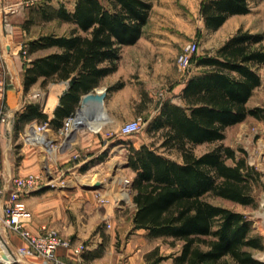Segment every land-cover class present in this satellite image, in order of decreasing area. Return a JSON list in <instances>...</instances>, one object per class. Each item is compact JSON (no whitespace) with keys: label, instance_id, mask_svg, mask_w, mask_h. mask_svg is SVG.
Instances as JSON below:
<instances>
[{"label":"trees","instance_id":"trees-1","mask_svg":"<svg viewBox=\"0 0 264 264\" xmlns=\"http://www.w3.org/2000/svg\"><path fill=\"white\" fill-rule=\"evenodd\" d=\"M153 0H76L72 10L43 4L31 12L24 25L35 20H60L72 25L68 33H44L27 42L28 54L51 50L25 66L24 90L41 82L73 80L60 96L55 115L49 118L42 105L31 101L17 111L16 133L36 120L59 130L64 119L96 88L103 76L117 70L122 48L143 35L153 10ZM250 0H204L202 16L208 29L217 30L232 15L251 12ZM264 32L240 28L217 47L214 55L197 60L199 72L181 91L182 103L166 99L149 121V132L161 137L160 147L178 151L174 159L154 144L130 145L128 166L133 178L136 212L134 229L148 238H161L180 250L162 255L160 246L146 254V264H264L256 257L264 251V236L244 212L220 205L211 197L257 206L256 187L262 172L222 141L226 130L248 116L264 118V107L247 105L263 83ZM124 85L117 83L109 89ZM108 89V90H109ZM221 142L197 154L196 145ZM243 152H246L243 150ZM97 255L99 253H96Z\"/></svg>","mask_w":264,"mask_h":264},{"label":"crops","instance_id":"crops-1","mask_svg":"<svg viewBox=\"0 0 264 264\" xmlns=\"http://www.w3.org/2000/svg\"><path fill=\"white\" fill-rule=\"evenodd\" d=\"M34 2L35 0H0V48L3 54L5 69L7 70V81L9 83L5 95L0 97V109L6 106L16 113L17 111L23 110L27 105L26 103H28L27 101L23 102V95L26 93L23 83L25 66H29L34 58L43 56L51 51H39L28 56H25L22 52L30 39L38 37L33 34L32 28L28 30L24 25L25 21L29 18L30 8ZM6 21L13 25V33L11 36L8 34ZM144 33L136 43L126 45L122 48V56L117 63V70L103 76L100 84L92 90L94 92L107 91L104 107L100 110L97 108L96 110L91 107H83L82 100L85 97V94H83L75 110L77 112L82 109L86 112H82V115L86 117L88 125L75 129L70 140V148L67 147L66 150L59 149L50 151L44 145L26 140L24 132L28 128V125H26L21 133L19 131L18 134L16 133V128L10 126L9 123L1 125L0 167L4 172L5 184L9 185L11 175H27L33 172H55L56 162L53 159L55 152L64 154L67 163L73 161L72 159L76 155H79L80 159L76 160L75 164L68 168V171L70 169L72 171L73 168L76 169L81 164L91 161H97L96 165L98 163L99 165L103 164L104 160H99V157L105 155L107 149L115 146L113 144L116 142L113 138H110V134H107V132L111 128L119 127L124 122L141 116L150 109L149 101L152 100V97L147 93L149 91H157L161 87H164V90L168 94L164 95L163 93L160 103L161 106L164 100L172 99L170 97L177 90L178 96L176 98L180 101L176 102L182 103L181 91L189 81V77L197 72L190 73L184 82H180L179 80L171 81L172 74L168 71H163L165 69H163L162 62L161 37H148L144 36ZM263 70L264 67L261 68L260 72L264 81ZM69 82L70 80L50 81L45 87L39 82L31 88L34 91H38L39 88L46 90L47 98L44 111L49 114V118L54 117V110L60 104V95L68 91L71 86ZM119 82H124V85L109 89L116 86ZM57 91H59L58 96H60L58 102L53 109H49V102ZM94 106L97 107V105ZM160 106L159 111L161 109ZM104 109L106 114L102 113ZM49 134L53 137L54 142L61 145L63 139L59 137L57 130L52 126ZM133 141V146L140 147L142 145V143ZM117 144L131 145V143L121 138L117 140ZM125 165L128 166V158L126 159ZM128 167L130 168V166ZM77 171L79 169L75 172ZM135 174L136 172L133 170L129 173L116 174L115 179L112 180L114 184L112 183L106 189V193L103 194L110 198V202L106 203V205H100L97 200L95 203H84L83 198L77 195L80 194L79 191H77V196L67 195L65 190L50 188L34 191L33 194L26 197L28 206L34 214L33 220L28 224V227L33 233H36L40 231L42 225L50 224L57 228H62L63 233L75 236L78 242L80 240L86 241L88 243V249L83 255H77L71 248L67 247L58 250V254L72 264H146V254L156 247H151V240L161 238H148L147 231L144 229H134L133 222L132 227L135 234L127 237V233L124 232L122 225L119 226L118 231L113 230L111 232V229L115 228L114 221L121 220L118 218L119 213L125 211L127 206L133 209L134 218L137 210L136 203L134 200H126L127 196L123 192L121 177H129L133 180ZM67 176L70 175L66 174ZM131 194L134 195L133 187L128 195L131 196ZM118 200H120L119 204H117ZM83 204L86 211H92L93 206L97 208L91 218H88L84 212L80 211ZM72 209L74 213H69L68 210ZM85 219L93 220L95 225L91 227L90 223H84ZM103 220L106 223H110L111 226H109L110 231L102 234L98 224ZM10 237L15 245L21 246L26 244V241L16 234H11ZM119 239H123L121 249H117V241ZM96 253L99 254L97 255ZM256 257L264 262L257 255ZM32 260L34 262L38 261L37 258H33ZM171 261L172 259H168L163 264H171Z\"/></svg>","mask_w":264,"mask_h":264},{"label":"rangeland","instance_id":"rangeland-1","mask_svg":"<svg viewBox=\"0 0 264 264\" xmlns=\"http://www.w3.org/2000/svg\"><path fill=\"white\" fill-rule=\"evenodd\" d=\"M75 1L76 0H35L33 6L30 8V13L32 11L35 12L37 7L43 4H53L54 6H57L61 2H63L68 9L72 10ZM203 1L204 0H153L154 8L148 20L149 22L145 26L144 36L161 37L160 43L163 54L162 62L163 69H165L163 71H168L172 74L171 81L179 80L180 82H184L190 73L199 72L200 69L196 63L197 60L204 55H214L217 51V47L229 40L231 36L234 35L240 28L249 29L254 33L264 32V0H250V4L252 6L251 12L246 13L245 15H232L229 20L217 30L208 29L205 25V20H203L202 16ZM33 17L35 20L32 22L31 28L33 34L36 36L51 32L60 34L68 33L72 27L71 24L60 20L42 21L36 15H33ZM190 42H197L199 45V51L195 55L196 60H194L192 69L185 71L180 68L177 58ZM258 46L264 47V41ZM262 72L264 74V70ZM16 81L18 82V80ZM35 91L31 89L29 92H26L23 95V102H38L45 110L47 98L46 90L39 88L38 91L45 92V95L41 98L34 96ZM147 93L151 95L152 100L149 101L150 109L141 115V123H143L142 130L127 136L120 133L122 125L111 128L107 134H110V138H113L116 141L113 144L115 146L112 148L109 147L106 154L99 157V160H104V163L100 165L99 163L96 165L97 161H91L89 163L86 162L81 164L76 169L73 168L72 171H70L71 169L68 171V168L74 165L76 160L80 159L79 155H76L74 159H72L73 161H69V163H67L65 161L66 158L64 154L55 152L53 159L56 162V171L50 174V176H52V178L60 177L63 173L70 176L66 177V180H68L66 184H62L57 181L59 182L57 187L50 186L48 188L65 190L67 195L81 196L84 203H95L98 197L97 195L99 193H106V189L112 185V180L115 179L117 173H129L132 171L131 168L125 165L130 146L123 144L118 145L117 140H119V138L131 143L132 145L134 142L133 140L142 144H154V147L162 153H165L174 159H180L181 155L178 151H167L163 147L161 148V137L153 136L148 130L150 125L149 121L152 117L159 113V106L163 93L164 95H167L168 92L164 90V87H161V89L157 91H149ZM177 96L178 93L176 90L175 94H173L170 98H172L174 102L180 101L176 98ZM248 105L250 107H264V81L261 87L256 89L254 95L248 102ZM23 130L24 129L21 131ZM226 135V138L222 142L225 145H229L233 149H236L239 155L243 156L246 154L245 156L247 157L248 162L256 165L262 172V182L255 190L258 205L245 206L238 202L235 203L219 197H211V199L217 204L225 205L232 209L244 212L250 219L254 220L255 231L264 236V118L261 120L253 116H248L245 121L229 127L226 130ZM220 143L221 142H206L204 144L196 145L194 150L197 154H202L207 150L216 147ZM68 147H71L70 142ZM66 149L67 147L63 150ZM243 150L246 152H243ZM77 169H79V171L75 172ZM122 178L123 177H121V179ZM100 181L102 182V186H97V183ZM77 191H79L80 194H77ZM126 195H128V193H126ZM126 200L133 201L134 195L131 194V196L127 197ZM80 209V211L84 212L88 218H91L97 210V208L93 206L92 211H86L84 204ZM68 211L69 213H74L73 209ZM118 218L121 220L114 221L115 228L111 229V232H113V230L118 231L119 226L122 225L124 232L127 233V237L131 234H135L132 227V208L127 206L125 211L119 213ZM84 223H90L91 227L95 225L93 220L90 221L85 219ZM98 226H100L102 234L110 231L108 223L104 220L100 221ZM58 229L63 233L62 228ZM63 234L67 237H72L73 240H76L75 236H71V234ZM122 241L123 239H119L117 241V249H121ZM150 245L151 247L160 246V252L162 255L177 252L181 247V243L176 247H172L163 239H152ZM256 255L260 259L264 260L263 251H257Z\"/></svg>","mask_w":264,"mask_h":264},{"label":"built area","instance_id":"built-area-1","mask_svg":"<svg viewBox=\"0 0 264 264\" xmlns=\"http://www.w3.org/2000/svg\"><path fill=\"white\" fill-rule=\"evenodd\" d=\"M8 34L13 33V25L6 21ZM199 51L197 42H190L179 54L177 62L180 68L191 70L194 65L195 55ZM25 56H28L26 48L22 50ZM7 70L3 60V54L0 48V97L5 95L8 89ZM45 92L35 91L34 96L41 98ZM84 110L80 109L75 114L64 119L63 126L57 130V134L63 139L61 145L54 142L53 137L49 134L51 125L48 121L36 122L27 124L28 128L24 132L26 140L44 145L46 149L55 151L65 149L69 146V140L66 137L75 131V129L84 126ZM86 113V112H85ZM18 112L3 106L0 109V131L2 124H10L16 128ZM51 119V118H50ZM142 117L137 116L133 120L126 121L120 129L122 135H132L133 133L142 130ZM52 171L48 172H33L27 175H11L9 185L4 183V172L0 167V264H72L67 259H63L59 254L60 248H71L75 254L83 255L88 249L86 241L73 240L67 237L57 227L52 225H42L39 232L33 233L28 227L32 222L34 214L28 206L26 197L33 194L34 191L48 188L50 186L57 187L59 182L66 184V174L63 173L60 177L50 176ZM59 181V182H57ZM123 192L129 193L133 180L129 177L121 179ZM97 201L100 205H106L110 202V198L101 193L97 195ZM120 200L117 201V204ZM111 226L110 223H108ZM16 234L26 244L18 246L11 240L10 235ZM37 258L34 262L32 259Z\"/></svg>","mask_w":264,"mask_h":264},{"label":"water","instance_id":"water-1","mask_svg":"<svg viewBox=\"0 0 264 264\" xmlns=\"http://www.w3.org/2000/svg\"><path fill=\"white\" fill-rule=\"evenodd\" d=\"M69 83H70V85H72L74 83V81L70 80ZM106 97H107V91L106 90H103L102 92H100V91H95V92L94 91H90L89 93L85 94V97L82 100L83 107H88V108L91 107L92 109H96L97 108V109L100 110V109H102L104 107V102H105ZM94 105H97V107L94 106ZM73 132L70 133L66 137L67 140H69V141L71 140ZM97 186H102V183L98 182Z\"/></svg>","mask_w":264,"mask_h":264},{"label":"bare ground","instance_id":"bare-ground-1","mask_svg":"<svg viewBox=\"0 0 264 264\" xmlns=\"http://www.w3.org/2000/svg\"><path fill=\"white\" fill-rule=\"evenodd\" d=\"M59 91H57V92H55L54 93V97L51 99V101L49 102V109H53L54 108V106L57 104V102H58V98L60 97V96H58L59 95V93H58ZM102 113L103 114H106V111H105V109L104 110H102ZM83 117H84V126H87L88 124H87V120H86V117L84 116V115H82ZM81 127H83V126H81ZM125 195H126V192H125ZM127 197H129V195H126Z\"/></svg>","mask_w":264,"mask_h":264}]
</instances>
